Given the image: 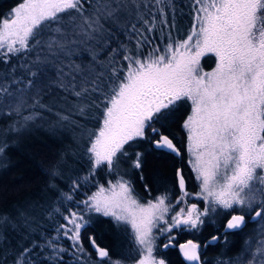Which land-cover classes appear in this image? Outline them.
<instances>
[{"label":"snow or ice","instance_id":"1","mask_svg":"<svg viewBox=\"0 0 264 264\" xmlns=\"http://www.w3.org/2000/svg\"><path fill=\"white\" fill-rule=\"evenodd\" d=\"M166 9L175 12L173 0H17L8 12L0 13V60L5 64L12 57L20 60L0 79V108L11 107L10 101L15 99L18 103L7 114H19L30 90L39 95L52 84L76 97L79 114H92L100 123L88 132L84 149L91 165L89 176H94L102 166L109 173L115 171L121 158L129 155L126 145L149 139L146 130H150V143L156 150L179 156L173 139L153 124L167 119L178 103L190 100L191 114L182 128L192 157L189 163L200 181L195 195L208 202L203 211L196 204L186 212L180 208L168 223L165 214L174 206L166 204L167 194L142 205L134 198L130 181L121 178L114 184L109 181L107 188L100 185L85 200L76 202L74 194L80 183L73 180L70 191L61 195L83 205V211L65 208L67 214L61 213L65 223L55 228L56 235L45 237L43 243L29 241L31 246L20 248L12 264H42L34 258L37 248L48 253L45 259L50 264H61L69 251L59 243L62 237L71 241L76 264H124L88 236L96 254L92 261L81 238L82 231L92 227L85 213L111 217L117 226L131 225L138 253H147L138 264H165L152 258V230L158 221L168 224L161 232H171L181 225L198 229L205 223L202 217L218 209L240 213L232 214L223 233L211 236L204 247L217 244L221 235L226 239L228 232L242 230L246 216L264 222V0H194V22L187 37L174 39L168 33L163 50L154 46L145 53L144 46L152 44L145 32L156 29V13L162 24H168ZM133 17L141 28L130 24ZM129 24L131 34L139 37L135 48L127 47L117 36L118 32L128 35ZM206 53L217 57L211 72L200 69V58ZM49 68L55 69L54 80L46 74ZM61 119L67 121L68 117ZM3 151L0 147V153ZM142 156L135 153V169L142 167ZM49 174L55 180L62 171L54 166ZM176 175L179 205L191 194L185 190L180 170ZM81 179L87 182L88 176ZM10 224L9 218H0V229ZM172 239L175 237L165 248ZM246 244L240 257L219 264H264V224L260 238H250ZM200 249L192 240L180 245L184 258L194 264H202Z\"/></svg>","mask_w":264,"mask_h":264},{"label":"trees","instance_id":"2","mask_svg":"<svg viewBox=\"0 0 264 264\" xmlns=\"http://www.w3.org/2000/svg\"><path fill=\"white\" fill-rule=\"evenodd\" d=\"M16 3L17 0H0V13L8 12ZM193 4L194 0H173L176 10L173 12L166 9L167 25L160 22L161 17L156 13V29L151 33L145 32L152 40V44L145 45L143 51L147 53L154 46H159L163 50L168 42V33H171L174 39H185L194 22ZM173 17L174 28L171 27ZM131 23H136L137 28L142 27L135 17ZM130 24L128 35L118 32L117 36L127 47L135 48L139 37L131 34ZM112 47H116V44L113 43ZM208 57L213 61L212 54L204 56L202 60H207ZM19 63L20 60L16 57H12L9 64L0 60V79L4 78L6 72L11 71V66ZM17 71L23 70L18 68ZM46 74L55 79V69L49 68ZM70 102H75L76 105L79 103L76 97L52 84L51 87L42 88L39 95L35 89L30 90L24 96V104L19 114H7L18 103L15 99L10 101L11 107L0 108V147L4 148L0 153V218L6 217L11 221L9 226L0 229V261L6 264H12L20 248L31 246L29 241L43 243L45 237L55 236V228L65 223L61 215L67 214L64 212L65 208L77 210L79 207V210L83 211V205L66 201L61 195L70 191L73 180L80 183L74 194L76 202L85 200L98 186H106L109 181L117 180L118 175L130 181L134 197L141 201L154 198L160 193L168 195V202L174 201L179 194L177 170L184 176L188 190L192 192L198 188L195 175L187 162L185 152L187 135L182 128L184 118L190 111L188 100L178 103L167 119L153 124L173 139L180 149L179 157L156 150L150 143L151 133L146 130L149 139H137L126 145L125 150L129 155L121 158L115 171L109 173L107 167L102 166L96 170L94 176H89L91 165L84 149L87 146L88 132L97 129L100 123L92 118V114L81 116L77 108L71 110L63 105ZM56 114L67 116L68 120L60 119L55 128H49V121L56 118ZM28 116L34 118L25 121L24 117ZM23 120L28 127L26 130L17 127ZM12 125L14 127H9ZM136 152L143 154L140 169L132 166ZM54 166H59L62 171V176L55 180L49 174ZM86 176L88 180L84 182L81 178ZM53 184L55 187H52ZM57 208L61 210L60 213L56 212ZM231 213L233 212L218 209L216 213L210 212L208 217L204 218V225L198 229H174L175 243L188 239L198 241L201 245L202 264H219V261L229 258L235 260L243 254L247 247L246 241H250V238L252 240L260 238L264 222L250 221L249 216H246L247 223L242 230L228 232L226 239L221 235L217 244L204 247L211 236L223 233V223ZM91 220L92 227L82 231L81 238L93 262L96 260V254L89 245L88 236L95 237L100 246L109 249L113 259H123L124 264L131 263L139 256L132 233L126 225L117 226L109 217L97 213L91 216ZM59 243L69 249L63 254L61 264H76L71 255V241L62 237ZM166 250L169 264H179L174 247ZM47 254L37 248L34 258L42 264H50L45 259Z\"/></svg>","mask_w":264,"mask_h":264},{"label":"rangeland","instance_id":"3","mask_svg":"<svg viewBox=\"0 0 264 264\" xmlns=\"http://www.w3.org/2000/svg\"><path fill=\"white\" fill-rule=\"evenodd\" d=\"M14 6V5H13ZM12 6V7H13ZM208 54H212L213 55V61L211 60V58H209L208 57V59L207 60H202V58L204 57V56H206V55H208ZM204 56H202L201 58H200V69H201V71L202 72H211L215 67H216V63H217V57L215 56V54L214 53H206ZM210 65V66H209ZM207 66H209V67H207ZM189 102H190V111H189V114L188 115H190L191 114V108H192V106H191V101L190 100H188ZM71 103V104H70ZM70 103H66V104H63L65 107H67V108H69V109H71V110H75V108H76V103L74 102H70ZM70 104V105H69ZM57 116H56V118H53V119H51L50 121H49V124H48V126H49V128L51 127V128H55L56 126H57V124L59 123V121H60V119H61V117L63 116L62 114H56ZM187 115V116H188ZM186 116V117H187ZM186 117L184 118V120L186 119ZM184 122V121H183ZM9 127H14L13 125L12 126H9ZM17 127L19 128V129H28V127H26L25 126V121L23 120V121H20L19 122V125L17 124ZM154 127V126H153ZM1 134V133H0ZM185 152H186V154H187V162L189 163V161H190V159H192V157H191V155H190V153L188 152V150H187V138H186V146H185ZM190 164V163H189ZM190 166H191V170H192V172H193V174L195 175V179H196V173L193 171V168H192V165L190 164ZM118 178H117V180H115V181H111L113 184L114 183H116L118 180H120L121 178H123L124 180H127L128 181V179H126V178H124V177H121V176H117ZM196 181H197V184H198V188H197V190H195V191H190V190H188L187 189V185H186V191L188 192V193H190L191 195H189V196H187V197H185V200H184V202H182V203H180L179 205H177L176 204V200L181 196V193H179L178 194V196H177V198L174 200V201H171V205H173L174 207H171L170 208V211L168 212V213H166L165 214V217H164V220H166V221H168V223H171L172 221H171V217L173 216V215H175L176 214V212H179V210H180V208H184L185 209V212L187 211V207L188 206H190L191 204H196L197 205V208H198V210L199 211H203L204 210V208L206 207V206H208V202L207 201H205V200H203V198H201V197H197L195 194L196 193H198L199 191H200V187H199V185H200V181L199 180H197L196 179ZM109 186V182L106 184V186L104 185V187L105 188H107ZM99 187V186H98ZM98 187L95 189V191L94 192H96L97 191V189H98ZM94 192H92V193H94ZM179 192V191H178ZM91 193V194H92ZM90 194V195H91ZM90 195H88V196H90ZM161 195H165V194H162V193H160V194H158V195H155L154 196V198H150L149 200H146V201H141V200H138L137 198H135V199H137V201L140 203V204H142V205H147V202L148 201H153V202H155V200H156V197H158V196H161ZM134 196V195H133ZM87 198V197H86ZM169 202H168V200H166V204H168ZM234 213V212H233ZM236 214L237 213H239V212H235ZM94 214H96V213H94V212H92V213H85V219H89V218H91V216H93ZM98 214V213H97ZM210 214V213H209ZM240 214V213H239ZM101 215V214H100ZM205 217H208V215L207 216H204V217H202V219H204ZM110 219H112L111 217H109ZM164 220H162V221H158L157 223H156V227H154L153 228V230H152V233H153V235L155 236V240H154V248H153V254H152V258L155 260V258H156V254H157V250L160 248V246H162V245H164V244H166L172 237H174L175 236V232H174V229H180V230H183V229H188V228H186L185 226H183V225H181L180 227H178V228H173L172 230H171V232H161V229L162 228H167L168 227V224H166L165 222H164ZM253 221V220H252ZM127 227H128V229L131 231V233H132V228H131V225H126ZM133 237V236H132ZM173 240V239H172ZM133 241H134V239H133ZM147 255V253L145 252V253H139V256L135 259V260H133V261H131V263H128V264H138V261L142 258V257H144V256H146Z\"/></svg>","mask_w":264,"mask_h":264},{"label":"flooded vegetation","instance_id":"4","mask_svg":"<svg viewBox=\"0 0 264 264\" xmlns=\"http://www.w3.org/2000/svg\"><path fill=\"white\" fill-rule=\"evenodd\" d=\"M184 242H185V240H184ZM184 242L183 241H180V242L175 243V239H173V240H171V245L169 247L165 248L164 247L165 244L162 245V246H160V248L157 250L158 252L156 254L157 255L156 258L157 257H161L165 261V264H169L170 261H169V258H168L169 256L166 254V251H167L166 249L173 248L174 247V250H176V252H177L176 253L177 254L176 256H177V258L179 260V264H187L188 261L183 259L181 250L179 249L180 245L181 244H184ZM195 242L196 243H199L198 241H195ZM166 244H169V241Z\"/></svg>","mask_w":264,"mask_h":264},{"label":"water","instance_id":"5","mask_svg":"<svg viewBox=\"0 0 264 264\" xmlns=\"http://www.w3.org/2000/svg\"><path fill=\"white\" fill-rule=\"evenodd\" d=\"M166 135V134H165ZM155 139H158V137H156ZM175 143V142H174ZM177 146V145H176ZM169 153V152H168ZM181 154V153H180ZM176 156V155H175ZM180 156V155H179ZM179 156H177V157H179ZM177 185H178V179H177ZM185 190H186V185H185ZM178 191H179V193H181V191H180V189H179V186H178ZM233 214H236V213H233ZM237 214H239V213H237ZM232 215V214H231ZM230 215V216H231ZM230 216L229 217H227L226 218V220L224 221V223H223V225L224 224H226V221H227V219H229L230 218ZM249 220H251L252 221V219L249 217ZM222 231H224V229H222ZM189 241V240H188ZM187 242V241H186ZM186 242H184V244L186 243ZM179 249H180V247H179ZM182 253V252H181ZM182 256H183V254H182ZM183 259L184 260H186L185 258H184V256H183ZM160 260H163L161 257H157L156 258V261H160ZM164 261V260H163ZM165 262V261H164ZM194 262H189L188 261V263L187 264H193Z\"/></svg>","mask_w":264,"mask_h":264}]
</instances>
